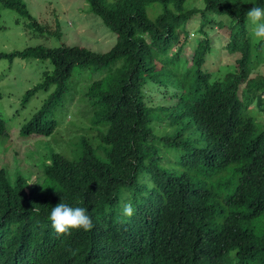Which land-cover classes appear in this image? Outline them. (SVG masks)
I'll use <instances>...</instances> for the list:
<instances>
[{
	"label": "trees",
	"instance_id": "1",
	"mask_svg": "<svg viewBox=\"0 0 264 264\" xmlns=\"http://www.w3.org/2000/svg\"><path fill=\"white\" fill-rule=\"evenodd\" d=\"M85 1L116 35L108 51L40 44L0 52L52 66L24 93V103L48 95L20 136L60 127L70 137L65 149L34 156L36 182L0 168V264H264V42H254L247 17L264 0ZM0 3L45 30L22 0ZM211 14L229 19L219 54L235 55L219 67L206 26L226 21ZM84 87L76 122L70 108ZM60 202L85 208L93 228L57 234L49 214Z\"/></svg>",
	"mask_w": 264,
	"mask_h": 264
},
{
	"label": "rangeland",
	"instance_id": "2",
	"mask_svg": "<svg viewBox=\"0 0 264 264\" xmlns=\"http://www.w3.org/2000/svg\"><path fill=\"white\" fill-rule=\"evenodd\" d=\"M22 1L27 5L34 19L45 27V30L42 32L35 31L28 25L29 18L27 16L0 3V52L10 53L14 50L40 44L48 47H58L61 44L79 45L96 52H106L116 41V35L103 23L101 18L89 12V4L85 0ZM192 1L199 5V0H188L190 3ZM154 5L157 12L153 10L152 5L147 7V13L152 19L160 12L159 4ZM210 16L216 20L226 21L222 28L215 25L206 26L213 46V53L210 55L211 64L214 67L227 65L234 61L235 55H231L224 49L222 54H219V46L223 45L224 47L227 43L229 33L227 20L229 19L226 15L211 14ZM198 17L202 18V15L197 13L190 21L191 24L196 22L195 28H192L194 32L198 26ZM56 32H60V36L55 35ZM201 37L203 36L196 33L194 38L197 40ZM182 54L190 57V53L186 49ZM51 69L52 66L48 60L16 58L9 62L6 59H0V116L5 121L7 133L0 138V168H5L11 179H14L15 173L19 172L31 181H38L41 174L30 165L35 163L34 156L37 155L41 160L43 154H48L51 149H61V147L65 149L70 144L69 134L61 133L60 127L50 136L30 135L22 137L19 133L22 125L35 114L48 95L45 91H39L24 103L22 101L24 93L41 80L45 70L50 71ZM223 73L224 69H221L219 74ZM84 89L85 87L75 97L70 108L72 120H76V122H79L78 114L74 111L84 108V103L79 100L83 97ZM55 114L60 122L63 121L64 112L58 110ZM64 126L65 124L61 125V128ZM70 131L80 132L75 127L71 128ZM66 140H69V144L65 143ZM33 143H35L34 148L24 150L33 146ZM14 152H17L15 156ZM9 156L12 157V161L8 160ZM26 157L31 160H27ZM17 158L21 161L19 162ZM7 166L14 167L10 170ZM29 183L31 182L29 181Z\"/></svg>",
	"mask_w": 264,
	"mask_h": 264
},
{
	"label": "clouds",
	"instance_id": "3",
	"mask_svg": "<svg viewBox=\"0 0 264 264\" xmlns=\"http://www.w3.org/2000/svg\"><path fill=\"white\" fill-rule=\"evenodd\" d=\"M252 28V38L254 42H264V8L251 7L247 12ZM123 213L126 217L134 214V209L130 203L123 205ZM51 226L57 234H70L71 229H83L85 231L93 228L91 217L83 207H71L66 203H57L49 214Z\"/></svg>",
	"mask_w": 264,
	"mask_h": 264
}]
</instances>
